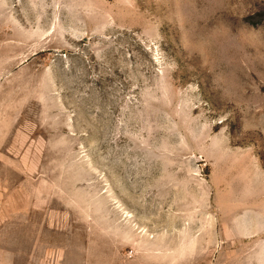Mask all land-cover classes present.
Listing matches in <instances>:
<instances>
[{
  "label": "rangeland",
  "instance_id": "1",
  "mask_svg": "<svg viewBox=\"0 0 264 264\" xmlns=\"http://www.w3.org/2000/svg\"><path fill=\"white\" fill-rule=\"evenodd\" d=\"M0 264H264V0H0Z\"/></svg>",
  "mask_w": 264,
  "mask_h": 264
}]
</instances>
